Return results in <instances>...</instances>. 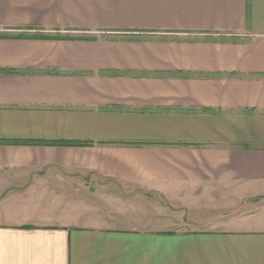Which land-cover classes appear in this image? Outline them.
<instances>
[{
    "label": "crops",
    "instance_id": "crops-1",
    "mask_svg": "<svg viewBox=\"0 0 264 264\" xmlns=\"http://www.w3.org/2000/svg\"><path fill=\"white\" fill-rule=\"evenodd\" d=\"M0 264H264V0H0Z\"/></svg>",
    "mask_w": 264,
    "mask_h": 264
},
{
    "label": "rangeland",
    "instance_id": "rangeland-1",
    "mask_svg": "<svg viewBox=\"0 0 264 264\" xmlns=\"http://www.w3.org/2000/svg\"><path fill=\"white\" fill-rule=\"evenodd\" d=\"M134 189V192H131V194L127 196L130 201L120 203V208L127 209L130 215H135V217L139 215L143 219L149 220L150 222L153 221L154 214L163 215V213H165L167 217L168 230L191 229V214L189 207L185 208V206H180V202L176 201V198L173 196L157 195L156 193L151 195L147 194L145 190H141L138 187H134ZM128 191L130 193V190ZM103 207L106 212H112L113 214H116L117 212L116 210H111V208L105 204ZM181 218H184L185 221Z\"/></svg>",
    "mask_w": 264,
    "mask_h": 264
},
{
    "label": "trees",
    "instance_id": "trees-1",
    "mask_svg": "<svg viewBox=\"0 0 264 264\" xmlns=\"http://www.w3.org/2000/svg\"><path fill=\"white\" fill-rule=\"evenodd\" d=\"M124 144H127V145H147L150 143H146V142H125ZM75 145H92V143H79V144H75Z\"/></svg>",
    "mask_w": 264,
    "mask_h": 264
}]
</instances>
